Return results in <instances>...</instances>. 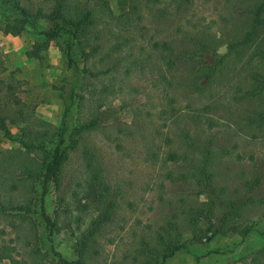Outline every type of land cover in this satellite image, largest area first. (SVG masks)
Masks as SVG:
<instances>
[{
    "label": "rangeland",
    "instance_id": "rangeland-1",
    "mask_svg": "<svg viewBox=\"0 0 264 264\" xmlns=\"http://www.w3.org/2000/svg\"><path fill=\"white\" fill-rule=\"evenodd\" d=\"M78 1L90 3L93 0ZM105 1L121 18L117 29L121 35L124 30L129 35L137 32L141 25L135 26L136 17L146 0ZM240 1L195 0L192 25L209 26L222 40L216 54L208 55L206 62L213 63L226 55L229 48L236 49V55L241 56V60L235 62V72L240 73L236 79L246 87L249 84L246 70L259 71L264 67V61L258 57V50H264V32L249 46H242L249 20L242 15ZM35 3L38 4L39 0ZM7 19H10L9 12L0 8V96H5L1 84L4 81L12 86L14 97L28 113L32 112L35 118L54 129L61 124L65 103L70 105L66 118L70 131L89 119L96 106L101 114L99 128L88 135L87 140L95 147V160L104 169L103 175L111 185L117 207L112 210L105 226H99L94 233L96 240L90 252L92 264H144L147 260L161 263L160 257L155 258L158 255L155 250L143 252L141 247L147 243L154 245L159 242L158 237L165 236V231L172 232L185 223L191 206L202 209L196 212L193 220H197L196 242L167 258L164 264H264V120H258V116L264 113V93L239 99L236 105L213 103L208 96H199L194 91V84L198 87L201 82L194 80L189 64L186 68L184 65L177 68L175 83L166 95L161 92V85L153 87L156 76L149 68L140 75L117 72L112 80H108L111 75L105 76L106 89L99 90L98 81H95L92 85L97 88L90 87L91 91L82 92V100L78 90V96L70 103L62 99L61 88L72 77V71L67 68L56 43L51 42L42 48L38 56L28 55L36 44L42 43V36L37 29L29 27L17 36L7 34L4 31ZM180 23L187 26V22ZM39 26L46 28L47 24L40 21ZM163 37L161 33L160 38ZM187 43L192 46L191 42ZM180 48L182 46L177 50ZM179 83L185 86L180 87ZM213 90L216 89L210 92ZM1 101L0 109L4 113L6 107ZM15 104L14 99L9 103L14 108ZM6 124L14 136H19L20 126L11 125L9 121ZM69 143L68 136L65 145ZM46 147L50 149L51 145ZM21 149L0 131V165L7 178L11 172L23 176L18 164L23 163L24 157L12 161ZM205 149L212 153L210 163L216 173L211 181L213 193L200 188L192 175L203 160ZM82 166L79 153L70 154L61 189L66 204L69 203L66 211L58 206L57 192L52 185L41 198L39 176L32 187L27 181L18 187V191L9 188V182L3 198L28 202L29 216L37 225L36 239L24 236L27 226L18 232L4 224L5 220L18 223V218L3 217L0 218V246H13L20 252L36 246L42 259L33 256L34 264H59L56 254L67 262H75L77 243L91 231L100 215V211L95 210L93 195V202L88 201L83 209L77 211L76 205L72 204L76 198L70 194L74 189L79 190L74 180L83 170ZM32 167L36 169L38 166ZM256 176L261 178L260 187L247 193L243 182ZM212 188L208 189L211 191ZM181 197L184 203L174 202ZM211 198L226 205L232 201L240 202L239 218L242 219L230 217L219 224L215 207L208 203ZM41 204L55 223L52 233L36 214V211L40 212ZM243 219H248L251 227L246 235L239 233ZM189 220L190 223L192 219ZM209 224L219 225L222 232L212 239L206 234L198 241L197 237L204 235L200 233ZM186 225L181 242L192 237ZM25 241H29L30 246H26ZM159 246L163 248L158 243V249ZM95 250L97 255L93 253ZM15 257L20 259V256ZM1 264L9 263L3 261Z\"/></svg>",
    "mask_w": 264,
    "mask_h": 264
},
{
    "label": "trees",
    "instance_id": "trees-1",
    "mask_svg": "<svg viewBox=\"0 0 264 264\" xmlns=\"http://www.w3.org/2000/svg\"><path fill=\"white\" fill-rule=\"evenodd\" d=\"M0 0V8L3 12H9L10 19H7L4 26V31L7 34L14 36L20 35L26 28L37 29L42 36V43L34 46L31 56H38V51L46 48L49 43L55 42L60 52L65 58L67 68L72 71V77L66 80V83L61 88V97L64 101L73 103L75 97L78 96L82 100L84 97L82 92L85 90L91 91L88 88H97L92 84L98 81L99 90L106 89L104 87L105 76L111 75L108 80H112L118 72L125 74H143V71L149 68L155 73L154 88L161 85V92L166 93L168 89L175 83L174 73L180 65H192L190 74L194 76V80L200 84L195 87L194 91L199 96H208V100L213 103L236 105L238 100L254 97L264 93V67L261 70L253 71L250 68L246 70L245 76L248 78V85L244 87L236 73L235 62L241 60L240 55H236V49H228L226 55L219 57L213 63L206 62L208 55L216 54L220 46V37L213 32L209 26L204 24H194L195 16L192 14L193 4L195 0H146L143 8L138 12L136 17V27H141L129 35L127 30H124V36L117 31L119 28L118 22L120 16H116L112 9L108 6L105 0H93L90 3L80 2L78 0ZM240 7L242 15L249 22L248 30L246 31L242 46H249L258 36L264 32V0H241ZM40 21L47 24L46 28L39 26ZM187 22V26L182 23ZM175 25V27H173ZM146 28L150 29L147 30ZM195 31H192L194 30ZM191 30V31H189ZM164 34L163 38L160 35ZM138 33V36L135 34ZM182 34V35H180ZM169 39V40H168ZM167 40V41H166ZM191 42L192 46H187ZM178 45V46H177ZM191 45V44H190ZM182 46L179 50L177 47ZM236 48V45H233ZM241 46V45H238ZM190 47V48H189ZM232 54L230 55V53ZM260 54H262L260 56ZM256 56V53L253 54ZM258 57L264 61V50H258ZM79 58V59H78ZM232 58L233 63H232ZM80 60V61H79ZM231 62V63H230ZM262 62V61H261ZM234 64V66H233ZM263 70V71H262ZM177 73V72H176ZM236 73V74H234ZM106 80V82L108 81ZM194 81V83H196ZM108 83V82H107ZM5 89V96H0V101L3 102L5 108L4 113L0 109V131L4 137L21 146L12 161L18 160L20 156L24 157L23 163L18 164L23 176H16L15 172H11L7 178L4 167L0 165V218H18L19 222L15 223L11 220H5L4 224L8 225L20 232L18 229L27 226L24 236L36 239L35 231L37 225L29 216L31 210L27 201L14 200L7 197L4 200L3 195L7 192L5 189L9 183V188L18 191L19 186H23L25 182H29L33 186L36 177L42 188L41 198L43 199L47 193L48 187L53 186L57 192L58 206L62 211L67 210L69 203L66 204V196L61 192L64 186L65 169L69 160L70 154L79 153L82 160L83 170L78 173L75 178V187L70 194L76 198L72 200L75 204V210L86 206L87 203L93 202V195L96 203V211H100L99 220L92 225L93 228L82 236L77 243L76 253L78 258L75 262H67L58 254L59 264H92L91 248L92 243H95V231L101 225L109 221L112 210L117 207L116 197L113 198L112 188L104 174V169L99 161H96V151L93 145H90L87 137L99 128L100 112L96 106L89 119L82 125L70 131L66 118L68 116L70 105L64 107L62 121L57 129L50 125L41 122L35 118L32 112H27L23 104H20L14 97V89L1 81ZM178 84V83H176ZM181 83L179 86L181 87ZM182 86H185L184 83ZM65 88L69 90L66 91ZM215 88L210 92L211 89ZM108 90V89H107ZM204 92H207L204 93ZM243 94V95H242ZM221 96V97H220ZM15 100V108L10 106V101ZM215 100V101H214ZM18 104H20L18 106ZM264 113L258 116V120H264ZM11 125L20 126L19 136H14L7 127L6 122ZM69 136V145H65L66 138ZM50 144L51 148L47 149ZM94 147V148H93ZM203 160L193 172V177L196 179L197 185L204 187L208 192L213 193L211 181L215 177V171L211 168L210 157L212 155L209 149H205ZM178 157H175L177 159ZM186 161V158L183 157ZM174 159V160H175ZM22 165V166H21ZM32 165L38 167L34 169ZM14 178V179H13ZM67 187L69 184H65ZM261 185V178L254 177L248 182H243L247 193L253 192ZM212 188L210 191L208 188ZM11 190V189H9ZM84 202V204H82ZM174 202L184 203V199L179 198ZM221 202V203H220ZM209 200V204L215 207L218 223L221 224L230 217L239 218L240 202L232 201L226 205L222 201ZM65 207V209H64ZM102 209H100V208ZM194 207V208H193ZM191 206L189 218L192 219L189 223V218L180 227H176L171 231H165L164 237H158L159 242L154 245L147 243L140 250L148 252L155 250L160 257L161 263L147 260L144 264H164L167 258L172 257L176 252L187 249L188 244H195L197 229L196 212L201 211L199 207ZM83 209V208H82ZM14 212V213H12ZM42 218L50 233L55 227L54 221L49 217L41 204L40 212L36 211ZM264 216V209L262 212ZM182 215V214H181ZM193 217V218H192ZM2 223L0 219V224ZM187 224V225H186ZM187 226L192 233V237H187L186 242H181L183 237L182 232ZM180 230L178 231V229ZM242 235L248 234L251 227L248 219H243L240 225ZM179 233H178V232ZM30 234H27V233ZM222 232L219 225H207L203 232L197 237L204 239L206 234H210V238L218 236ZM17 233V232H16ZM199 241V240H198ZM162 245L163 248L157 245ZM26 246L29 241H25ZM40 251L35 246V249L29 247L28 250L20 252L16 247L1 245L0 246V264L7 261L9 264H34L31 258L39 255ZM93 253L98 254L95 250ZM24 256H23V255ZM15 256H20L16 259ZM58 264V263H57ZM105 264V263H104ZM112 264V263H111Z\"/></svg>",
    "mask_w": 264,
    "mask_h": 264
}]
</instances>
